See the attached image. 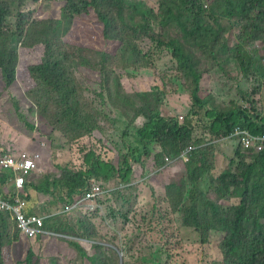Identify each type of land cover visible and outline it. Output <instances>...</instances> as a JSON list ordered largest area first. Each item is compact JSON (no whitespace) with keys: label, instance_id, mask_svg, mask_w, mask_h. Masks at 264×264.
Returning a JSON list of instances; mask_svg holds the SVG:
<instances>
[{"label":"rangeland","instance_id":"rangeland-1","mask_svg":"<svg viewBox=\"0 0 264 264\" xmlns=\"http://www.w3.org/2000/svg\"><path fill=\"white\" fill-rule=\"evenodd\" d=\"M142 1L159 11L160 0ZM194 1L204 9L211 3V0ZM62 4L63 0H39L27 1L23 7V11L32 13V20L19 46L16 79L6 85L0 71V155L22 150L40 154L38 170L28 177L36 186H42L44 176L59 177L64 167H85V156L91 151L119 166L122 155L117 152V146L125 148L127 142L137 149L132 127L136 113L145 106L153 110L157 104L162 115L183 116L185 122L189 120L193 124L194 137L204 144L210 169L197 182H192L190 163L179 161L176 147L168 148L167 162V157L153 155L151 151L150 155H144L147 151L144 146L130 157L134 168L131 182L125 183L119 177L110 181L92 179L101 183L104 190L93 203L95 211L91 210L92 203L83 202L79 208L65 212L64 199L68 192L52 186L57 201L52 216L61 214V218L46 225L47 233L34 238L21 236L14 222L12 234L4 237L0 264H94L95 261L171 264L172 253H177L176 257L187 264L225 262L224 245L230 234L220 231L204 234L202 229L187 227L183 223V211L195 199L200 215L206 218L210 202L226 213L231 211V205L240 202V198L226 193L231 177L225 182L220 176L226 171L242 172L243 162H253L254 152L243 149L236 140L218 141L209 135L211 120L206 114L212 109L243 107L248 99H254L264 116V44L259 40L246 46V50H235L242 31L234 22L225 21L230 28L225 38L233 49L217 59L197 52L203 72L199 94L210 101L201 108L193 104L190 82L178 71L171 49L149 37L138 36L134 45L141 53L138 60H133L131 53L119 51V42H109L104 25L94 11L76 16L72 25L63 23L56 33ZM155 29L165 41L182 39L175 26L161 29L157 25ZM48 39H54L56 53L67 52L77 58L71 68L53 75L47 73L45 42ZM246 55L252 59L248 73L243 68L249 61ZM83 60L87 65L77 66ZM102 63L110 74V91L104 86L101 72L94 69ZM76 87L85 108L100 121L101 130L71 141L52 123L66 113L64 110L59 113L64 105L61 97L74 93ZM123 95L135 104L128 101L130 106L126 108L124 102H119ZM55 111L58 113L52 116ZM175 162L177 169H167ZM7 186L13 189L11 182ZM34 199V205L29 202L28 212L48 218L50 214L44 204ZM258 224V230L264 234V218L259 217ZM247 226L251 228L250 223Z\"/></svg>","mask_w":264,"mask_h":264},{"label":"trees","instance_id":"trees-1","mask_svg":"<svg viewBox=\"0 0 264 264\" xmlns=\"http://www.w3.org/2000/svg\"><path fill=\"white\" fill-rule=\"evenodd\" d=\"M27 1L38 2L39 0H0V71L6 85L16 79L20 59L19 46L24 38L26 27L32 20V13L23 11ZM93 11L97 13L104 25L105 36L109 42H119L121 44L119 51L131 53L133 60H138L141 53L134 45V39L138 36L149 37L160 46L171 49L178 71L182 73L185 80L190 82L189 93L193 104L201 108L206 107L210 101L201 98L199 94L203 72L199 68L197 52L217 59L233 49L225 38V33L230 30L225 21L234 22L242 31L235 50L238 49L239 52L246 50L244 49L246 46L259 40L264 44V0H211L210 6L205 9L194 0H160L159 11L142 0H63L61 18L57 20L55 32L57 33L63 23L72 25L76 16L90 15ZM157 25L161 29L177 27L182 39L174 38L165 41L163 36L156 32ZM55 36L56 34L53 35ZM53 43L54 39H48L45 42L47 47L45 59L49 75L71 68L75 64L72 62L77 59L67 52L56 53ZM236 58L241 60L239 55H236ZM248 58L247 65L243 67L245 73H248L252 66V59L250 56ZM78 64L87 65L84 60L81 63L78 62L77 66ZM94 69L101 72L104 86L110 91V74L105 63ZM77 89L76 87L74 93L61 97L64 109L60 107L59 113L63 110L66 113L52 123L56 130L61 131L71 141L87 135L92 136L95 131L101 130L100 121L85 108ZM128 101L135 104L127 95H123V100L119 102H124L128 108L130 106ZM142 108L144 109H138L132 126L140 117L148 120L136 132L148 150L151 149V145L157 143L162 147L159 156L168 158L170 146L178 149V157L189 145L197 146L189 162L191 181L197 182L210 167L205 160L204 144L198 143L194 137L193 124L189 120L185 122V119L181 123L175 115H162L158 111L157 104L150 111L146 106ZM57 113L58 111H55L51 115L55 116ZM261 114L257 108L249 112L241 105L226 110L212 109L206 114V117L211 120L208 127L209 135L216 139H224L238 125L249 129L252 134H262L264 133V116ZM125 145V148L117 146V152L122 155L119 166L106 161L97 152L91 151L85 156V167L81 169L64 167L59 177L44 176L42 186H36L34 181L27 180L24 186V197L29 200L30 191L50 196L53 202L48 207L44 206L50 214L46 219V225L57 223L61 214L51 216L54 212L52 207L57 204V201H54L56 197L52 186L66 189L68 193L64 202L67 203L75 201L76 196L83 194L94 178L110 181L119 177L125 183L132 181L134 168L130 157L138 150L133 149V146L127 142ZM252 156L253 162L244 161L243 171L239 174L226 171L220 176L225 182L231 177V184L227 187L226 193L240 198L238 204L231 205L229 213L224 212L219 205L210 202L207 205L209 215L204 218L200 215L198 202L195 199L191 204H187V209L184 208L185 226L202 229L204 234L210 231L230 234V240L224 245L225 262L216 264H264V234L258 230V218H264V152H254ZM8 176L0 174V192L1 188L8 183ZM9 219V214L0 212V252H2L4 237H10L12 234L14 222H10ZM249 223L250 229L247 226ZM14 240H18L17 234ZM176 256L177 253L169 254L171 264H187L186 260L178 259ZM94 264L101 263L95 261Z\"/></svg>","mask_w":264,"mask_h":264},{"label":"built area","instance_id":"built-area-1","mask_svg":"<svg viewBox=\"0 0 264 264\" xmlns=\"http://www.w3.org/2000/svg\"><path fill=\"white\" fill-rule=\"evenodd\" d=\"M254 99L246 101L243 108L252 112L254 109H258L259 112L263 110L255 103ZM264 114V113H263ZM182 123L184 121L183 116L178 117ZM220 140H236L240 146L248 151L255 153L264 152V133L252 134L247 128L240 125L236 126L234 131L224 139ZM197 146L194 144L185 148L180 156L179 161L184 163L190 162V156ZM40 154H33L27 150L19 151L16 153H5L0 156V174H7L8 182L13 185L11 194L3 191L0 192V212L7 213L15 222L17 229L26 238H34L39 234H44L47 217L39 216L34 213L28 212L29 201L24 197V186L30 174L38 170V163L40 162ZM169 162V159L166 158ZM104 193L102 184L97 181H91L88 189L81 195L76 196L75 201L67 202L66 210L73 211L79 208L83 202L92 203L91 210L95 211V203L99 197Z\"/></svg>","mask_w":264,"mask_h":264},{"label":"crops","instance_id":"crops-1","mask_svg":"<svg viewBox=\"0 0 264 264\" xmlns=\"http://www.w3.org/2000/svg\"><path fill=\"white\" fill-rule=\"evenodd\" d=\"M173 115V114H172ZM148 122V120L145 118V117H140V118H138V120L136 121V123H135V125H133L132 127H133V138H135V148H137V150H138V152H139V150L141 149V147H142V149L144 148V144L142 143V141L139 139V136L137 135V131H138V129L139 128H141V127H143L146 123ZM135 136V137H134ZM150 148H151V150H148V149H146V147H145V149L144 150H147L146 151V153H144V155H150L151 153L153 154V155H156V154H160L161 153V151H162V147L159 145V144H157V143H155V144H153V145H151L150 146ZM23 151V150H22ZM150 151H151V153H150ZM19 152V151H18ZM154 161V160H153ZM151 165L152 166H154L155 165V161H154V163L151 161ZM165 166H167V164L165 165ZM174 167H176V168H174ZM177 169V166H176V162L175 163H171V165L170 166H168L167 167V169ZM2 188H4V189H2L3 191H6V192H9L10 194H11V192H12V190H9L8 189V186H7V184L6 185H4ZM34 192V191H33ZM31 193V194H30ZM30 195H29V197H30V199L28 200L29 202H30V204H33L34 205V202H36L35 201V199L34 198H37V201H39V203H42V204H44V206H46V207H48L49 206V204H50V196H46V199H41L42 198V196H45V195H42V194H37L36 192H35V194L34 193H32V191H30ZM46 200V201H45ZM32 207L30 206V209H31ZM32 213H34L33 211H32ZM35 214H36V212H35ZM53 214H54V212H53ZM56 214V213H55ZM39 215V214H38ZM52 216V215H51ZM47 217V216H46ZM9 221L11 222V221H13V219L10 217V219H9ZM14 222V221H13ZM45 233H47V232H45ZM21 236H23L24 238H25V235H21ZM4 255H5V252H4Z\"/></svg>","mask_w":264,"mask_h":264},{"label":"water","instance_id":"water-1","mask_svg":"<svg viewBox=\"0 0 264 264\" xmlns=\"http://www.w3.org/2000/svg\"><path fill=\"white\" fill-rule=\"evenodd\" d=\"M122 264H123V262H122Z\"/></svg>","mask_w":264,"mask_h":264}]
</instances>
